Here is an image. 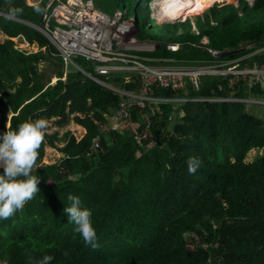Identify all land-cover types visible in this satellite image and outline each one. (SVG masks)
Here are the masks:
<instances>
[{
	"label": "trees",
	"instance_id": "16d2710c",
	"mask_svg": "<svg viewBox=\"0 0 264 264\" xmlns=\"http://www.w3.org/2000/svg\"><path fill=\"white\" fill-rule=\"evenodd\" d=\"M116 2L125 13L126 6L144 8L146 26L153 32L149 41L155 44L152 51L139 52L151 59L146 63L242 58L240 66L252 67L264 62V0L250 5L238 0V6L212 1L194 22L165 24L150 17L149 0ZM45 4L0 0V31L7 37L0 42V130L44 118L57 127L73 122L85 133L79 140L69 131L43 134L32 168L39 190L0 220V258L8 264H34L48 253L53 257L49 264H264V121L245 112L241 102L188 101L178 107L163 102L151 119V141L136 140L140 126L124 128L101 134L93 150L98 124L117 108L121 96L71 64L66 72L57 70L54 83L43 81L37 64L47 55L63 64L48 39L30 26H40ZM18 36L39 50L18 51L13 41ZM175 44L177 49L169 48ZM208 48L232 53L216 58ZM74 62L94 74L90 62ZM123 76L97 77L136 91V76L129 81ZM248 79L240 77L229 88L223 78L204 76L198 89L187 82L181 90L154 89L153 95H260L258 86H246ZM143 113L133 108L128 121L142 124ZM46 146L60 154L58 161L42 163ZM251 149L262 153L246 162ZM189 156L200 160L194 172L187 170ZM68 193L91 210L97 247L85 245L67 221L63 204Z\"/></svg>",
	"mask_w": 264,
	"mask_h": 264
},
{
	"label": "built area",
	"instance_id": "2783aa9c",
	"mask_svg": "<svg viewBox=\"0 0 264 264\" xmlns=\"http://www.w3.org/2000/svg\"><path fill=\"white\" fill-rule=\"evenodd\" d=\"M246 1L250 5L253 0ZM236 2L238 3V0ZM216 3L224 4L227 2ZM234 6L237 5L234 4ZM132 26L134 28L133 20L132 18L128 19L125 12L117 8L112 15H108L99 9L96 0H46L45 9L40 17L38 31L54 46L56 54L65 64L75 66L96 83L121 96L117 108L106 116L105 121L98 124V135L92 142L93 150L98 147L101 134L116 131L124 126V122L130 120L133 108L144 112L142 124H136V127L140 126V130L136 132V140L151 141L153 138L151 119L159 113V103L169 102L177 106L188 101H209L252 102L264 105V63L253 67H241L240 59H237L195 65L149 64L145 62L146 59L137 55L122 53L125 50L133 49L131 41L126 40ZM19 37L23 39L22 36ZM202 42L206 43L207 41L205 39ZM14 48L22 51L15 45ZM134 49L138 51L149 50L145 45H138ZM207 50L211 55L218 58L217 52L209 48ZM79 57L90 62L93 75L77 66L74 60ZM121 73L125 74L123 76L124 81H129L131 75L136 76L138 81L136 91H127L120 87L111 86L97 77ZM204 76L223 78L229 88L239 77L250 76L252 80L247 86L251 88L254 85H259L263 91L262 98L251 101L233 96L221 97L213 94V91L211 96L194 98H164L153 95L154 89L181 90L187 82L194 89H198L199 79ZM221 89L222 86L218 85V90Z\"/></svg>",
	"mask_w": 264,
	"mask_h": 264
},
{
	"label": "clouds",
	"instance_id": "9594fccd",
	"mask_svg": "<svg viewBox=\"0 0 264 264\" xmlns=\"http://www.w3.org/2000/svg\"><path fill=\"white\" fill-rule=\"evenodd\" d=\"M19 11L13 9L12 12ZM44 118L26 119L15 128L0 130V220L12 216L26 201L38 192L39 176L33 174L37 149L46 127ZM187 170L194 172L200 160L189 156ZM63 204L67 221L73 225L85 245L97 247V233L91 220V210L84 206L78 195L68 193ZM52 255L45 253L34 264H49ZM0 264H8L7 258H0Z\"/></svg>",
	"mask_w": 264,
	"mask_h": 264
},
{
	"label": "rangeland",
	"instance_id": "374dc122",
	"mask_svg": "<svg viewBox=\"0 0 264 264\" xmlns=\"http://www.w3.org/2000/svg\"><path fill=\"white\" fill-rule=\"evenodd\" d=\"M36 0H26V3H28V5H33L34 2ZM39 1V0H38ZM211 1L214 2V0H210L209 2H207L205 5H203L202 7H200L197 11L191 12L189 16H187L186 19H189L190 22H194L195 18L197 16H200L204 11H206L210 5L208 7H206L207 4H209ZM217 1V0H215ZM154 2V0H149L148 2V7L150 10V17L153 18L158 24H165V23H175V22H183L185 21L183 20H178L175 22H168V21H164V20H160L158 18V13H157V8L153 7L152 3ZM227 2V4H233L236 3V0H231V1H225ZM213 4V3H212ZM212 6V5H211ZM206 7V8H205ZM135 5H132L131 7L126 6L125 11H126V16L128 19L134 18V16L137 17V24L131 27L130 32L127 34L126 36V40L131 41L130 43H132V48L128 51H124L122 52L123 54H127V55H138L140 57H144L142 55H140L137 52H143V51H138L137 49H134L136 46L138 45H145L146 48L153 49L155 47V44H153L152 42H150L149 40L152 39L153 37V32L146 26V17H145V12H144V8L143 7H138L136 9V11H134ZM119 10L123 11L122 6L119 5L118 7ZM201 10V11H200ZM124 12V11H123ZM202 12V13H201ZM132 25V24H131ZM139 30L140 33H142V38L139 39L138 38V31ZM4 39L3 36L0 37V41ZM14 38V44L17 48H19L20 50H22L23 52H25L26 54L28 53H34L37 52L39 50L38 46L36 44H26V42H24L22 39ZM202 41H205L204 38H202ZM128 42V41H127ZM178 46V44L173 45V47ZM42 50H44V48H42ZM174 50V49H173ZM80 60L84 61L83 58H80ZM59 62H61L59 60L58 57L54 56V55H47V59L44 61H41L37 64V70L39 72V74L41 75L43 81H50V83H52L53 79L55 78V75L57 74V70H63L64 72H66L67 70L70 69L69 65L66 64H59ZM64 63V62H63ZM92 67V66H91ZM64 79V76H63ZM55 80V79H54ZM110 85L114 86V87H119L118 84L113 83V82H109ZM247 100H251V101H257L260 100V96L259 95H253L251 93H247L244 97ZM243 105V108L245 110V112L261 119L264 121V105H260L257 103H252V102H241ZM174 107H178L176 105H173ZM46 127L44 130L43 134H52L56 129L55 126L53 125V123L51 121H47L46 120ZM125 128H130L131 131L135 130V126L130 122V121H126L123 123ZM71 132H74V136L77 135V131L73 130ZM61 145V144H59ZM48 149V148H47ZM49 150V149H48ZM50 158H57L56 152L54 150L52 151H48ZM47 154H45V156L47 157ZM246 162H249L247 160V158H245ZM44 164H48L45 162H42Z\"/></svg>",
	"mask_w": 264,
	"mask_h": 264
},
{
	"label": "crops",
	"instance_id": "0c3cea01",
	"mask_svg": "<svg viewBox=\"0 0 264 264\" xmlns=\"http://www.w3.org/2000/svg\"><path fill=\"white\" fill-rule=\"evenodd\" d=\"M34 2V4H36V3H38L39 1L38 0H36V1H33ZM214 4H215V2H214ZM217 4V3H216ZM234 5V4H233ZM237 6H238V4H237ZM193 30H195V28L193 27L192 28ZM137 31H139L138 29H137ZM0 35L1 36H3L4 37V39H2L0 42H2L3 40H5L7 37L0 31ZM19 37V36H18ZM17 37V38H18ZM23 38V37H22ZM19 39H21V37H19ZM23 41H25L26 42V40L23 38L22 39ZM151 42V41H150ZM26 44H29L28 42H26ZM247 47H251V46H247ZM169 48H171L172 50L174 49H177L178 48V46H176V47H173V45H170L169 46ZM264 49V48H263ZM261 50V49H260ZM147 51H152V50H143V52H147ZM137 53H139V52H137ZM138 56V55H137ZM246 56H250V55H246ZM140 57V56H139ZM141 58H144V59H146V61H150L151 59L150 58H146V57H141ZM237 59H240V62H241V60H242V58H237ZM237 59H233V60H237ZM228 61H232V60H228ZM262 63H264V62H262ZM63 64H65V63H63ZM150 64V63H149ZM261 64V63H260ZM66 65H70V64H66ZM183 65H195V63H193V64H183ZM259 65V64H258ZM254 66H257V65H254ZM75 67V66H74ZM241 67H249V66H247V65H245V66H241ZM253 67V66H252ZM123 75H125V74H123ZM240 78V77H239ZM239 78H238V80H239ZM244 78V77H243ZM245 78H249L248 80H247V83H246V86H247V84L252 80V78L250 77V76H246ZM55 80H56V77L54 78ZM52 80L53 82L52 83H54L55 82V80ZM237 80V81H238ZM236 81V82H237ZM235 83V82H234ZM108 84V83H107ZM110 85V84H109ZM102 86V85H101ZM112 86V85H111ZM254 86H258L259 87V85H254ZM253 86V87H254ZM104 87V86H103ZM248 87V86H247ZM248 88H250V87H248ZM252 88V87H251ZM259 89H260V87H259ZM260 91H261V94L259 95L260 96V100H261V98H262V94H263V91H262V89H260ZM247 93H251V94H253L252 92H247ZM246 93V94H247ZM245 94V95H246ZM253 95H255V94H253ZM245 97V96H244ZM242 99H245V98H242ZM113 112V111H112ZM47 121H51L52 123H53V120H47ZM53 125L55 126V131L54 132H57L58 133V135L59 136H61L64 132H66V131H69V132H71L72 131V129L73 130H76L77 131V135L76 136H74V132H71L72 134H73V136L76 138V140H79L82 136H83V134L85 133V129L84 128H82L81 126H79V125H76L75 123H73V122H70L69 124H67V125H65V126H63V127H57L54 123H53ZM135 127H136V125H134ZM125 128V126H122L120 129H118V130H116V131H119V130H122V129H124ZM112 132V131H111ZM97 133H98V128H97ZM98 135V134H97ZM96 135V136H97ZM95 136V137H96ZM94 137V138H95ZM93 138V139H94ZM60 146V145H59ZM49 150H48V149ZM52 150H54L55 152H56V155H57V158H56V156H55V158H50V156H49V154H47V153H49L48 151H52ZM262 153V150L261 149H251L247 154H246V156H245V158H247V160L250 162V161H252L254 158H256L258 155H260ZM45 154H47V157L45 156ZM60 158V154L55 150V149H53V148H50V147H48V146H46L45 148H44V157H43V159H42V162H45V163H48V164H50V163H54V162H56V161H58V159Z\"/></svg>",
	"mask_w": 264,
	"mask_h": 264
},
{
	"label": "bare ground",
	"instance_id": "6f19581e",
	"mask_svg": "<svg viewBox=\"0 0 264 264\" xmlns=\"http://www.w3.org/2000/svg\"><path fill=\"white\" fill-rule=\"evenodd\" d=\"M209 1L210 0H154L152 5L153 7L157 8V15L160 20L175 22L178 20H183L184 18L189 16L191 12L197 11L200 7H202ZM222 1L231 0H217L214 2L216 3ZM233 4L237 5L238 3L236 2Z\"/></svg>",
	"mask_w": 264,
	"mask_h": 264
},
{
	"label": "water",
	"instance_id": "95a60500",
	"mask_svg": "<svg viewBox=\"0 0 264 264\" xmlns=\"http://www.w3.org/2000/svg\"><path fill=\"white\" fill-rule=\"evenodd\" d=\"M96 3L98 4V7L100 10H102L103 12L107 13L108 15H112L116 9H117V2L116 0H96ZM133 23L136 25L137 24V17L134 16L133 18ZM33 28H35L36 30H38V26L35 25H30ZM232 51H218L216 56L218 58H222L225 56H228L229 54H231Z\"/></svg>",
	"mask_w": 264,
	"mask_h": 264
}]
</instances>
